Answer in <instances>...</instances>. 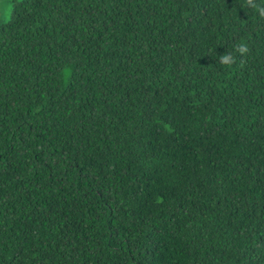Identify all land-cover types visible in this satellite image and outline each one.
Instances as JSON below:
<instances>
[{
    "label": "trees",
    "instance_id": "16d2710c",
    "mask_svg": "<svg viewBox=\"0 0 264 264\" xmlns=\"http://www.w3.org/2000/svg\"><path fill=\"white\" fill-rule=\"evenodd\" d=\"M0 264H264V19L245 0H13Z\"/></svg>",
    "mask_w": 264,
    "mask_h": 264
},
{
    "label": "clouds",
    "instance_id": "9594fccd",
    "mask_svg": "<svg viewBox=\"0 0 264 264\" xmlns=\"http://www.w3.org/2000/svg\"><path fill=\"white\" fill-rule=\"evenodd\" d=\"M245 6L254 9L256 14L261 19H264V6L257 4L256 0H245ZM234 52L244 58L249 54L250 48L246 42L241 41L234 46ZM219 62L225 67H231V65L236 63V57L231 53H226L220 56Z\"/></svg>",
    "mask_w": 264,
    "mask_h": 264
},
{
    "label": "rangeland",
    "instance_id": "374dc122",
    "mask_svg": "<svg viewBox=\"0 0 264 264\" xmlns=\"http://www.w3.org/2000/svg\"><path fill=\"white\" fill-rule=\"evenodd\" d=\"M13 0H0V26L8 19Z\"/></svg>",
    "mask_w": 264,
    "mask_h": 264
}]
</instances>
